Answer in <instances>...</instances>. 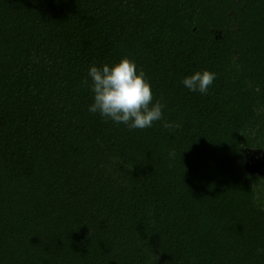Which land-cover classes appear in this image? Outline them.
<instances>
[{
    "label": "trees",
    "instance_id": "16d2710c",
    "mask_svg": "<svg viewBox=\"0 0 264 264\" xmlns=\"http://www.w3.org/2000/svg\"><path fill=\"white\" fill-rule=\"evenodd\" d=\"M122 57L165 105L150 128L87 110L90 65ZM248 149L264 0H0V264H264Z\"/></svg>",
    "mask_w": 264,
    "mask_h": 264
},
{
    "label": "clouds",
    "instance_id": "9594fccd",
    "mask_svg": "<svg viewBox=\"0 0 264 264\" xmlns=\"http://www.w3.org/2000/svg\"><path fill=\"white\" fill-rule=\"evenodd\" d=\"M88 78L84 83L92 94L87 109L90 113L117 125L124 124L130 131L150 128L164 120L165 105L159 99L154 100L151 81L143 70H138L134 59L122 57L111 63H93ZM216 78L214 71L203 69L184 76L181 83L190 92L208 94ZM163 126L178 127L170 121H165Z\"/></svg>",
    "mask_w": 264,
    "mask_h": 264
},
{
    "label": "water",
    "instance_id": "95a60500",
    "mask_svg": "<svg viewBox=\"0 0 264 264\" xmlns=\"http://www.w3.org/2000/svg\"><path fill=\"white\" fill-rule=\"evenodd\" d=\"M254 154L251 158V154ZM264 154L262 150H252L248 149L246 151V161H245V167L249 172L257 173L259 176L264 178V155L259 158V160L255 163L254 156L257 154Z\"/></svg>",
    "mask_w": 264,
    "mask_h": 264
},
{
    "label": "flooded vegetation",
    "instance_id": "af4514ba",
    "mask_svg": "<svg viewBox=\"0 0 264 264\" xmlns=\"http://www.w3.org/2000/svg\"><path fill=\"white\" fill-rule=\"evenodd\" d=\"M252 156H251V158L253 157V153L251 154ZM264 155V154H263ZM261 153L260 154H257V155H255L254 156V159H255V163L259 160V158H261V156H263ZM263 178V177H262ZM264 179V178H263Z\"/></svg>",
    "mask_w": 264,
    "mask_h": 264
}]
</instances>
